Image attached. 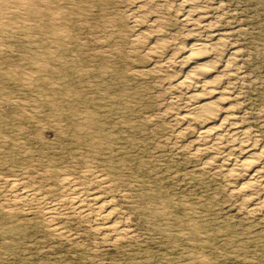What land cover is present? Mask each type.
<instances>
[{
	"label": "rangeland",
	"instance_id": "374dc122",
	"mask_svg": "<svg viewBox=\"0 0 264 264\" xmlns=\"http://www.w3.org/2000/svg\"><path fill=\"white\" fill-rule=\"evenodd\" d=\"M206 61L264 147V0H1L0 264H264V186L226 174L243 142L186 117Z\"/></svg>",
	"mask_w": 264,
	"mask_h": 264
},
{
	"label": "bare ground",
	"instance_id": "6f19581e",
	"mask_svg": "<svg viewBox=\"0 0 264 264\" xmlns=\"http://www.w3.org/2000/svg\"><path fill=\"white\" fill-rule=\"evenodd\" d=\"M0 2H1V0H0ZM187 2L192 7H196L199 3V0H187ZM200 3H201V1H200ZM205 19H204L203 12L201 10H197V8H196L194 11H192V10L189 11V13L184 18V22H186V23L198 22V23H204L205 24ZM4 26L5 25H2L1 28H3ZM195 30H197V29L195 28ZM208 30H210V29H208ZM217 34H219V32ZM146 35H148V34H146ZM223 35H225V34H223ZM146 37L151 38L150 35H148ZM223 38H225V37H223ZM223 38L221 37V35L220 36H214V38H213L215 40L214 43L193 42L189 47L188 55H186L182 60L183 63H189V62H193V61H197V60L206 58L209 54H211L212 51L218 50L221 46H223V44H225L223 41ZM209 41H210V38H209ZM236 55H237V53H236ZM215 66H216V64H215ZM215 66L213 63L207 62V61L204 63H200L198 65H195L186 73L184 78H182V80L180 82H178L179 86L192 89L191 90V92H192L191 97L196 100L195 105L189 110L186 117L195 118V120L199 119L200 121H202L205 124V126L202 127V129L200 131V135L202 137H205L206 139L208 138V145L210 144L212 147H218V146L221 147L222 144L225 143V141L230 137L231 138L236 137L237 139H240L243 142V143L241 142L242 143L241 146L239 145L240 146V148H239L240 157H239V159H236L233 162L231 169L226 172L227 176L229 178H232L233 176L244 177L246 179V181L242 182L244 184L241 185V187H240L241 190H243V189L245 190L246 187L249 188V186H253V185L264 186V177H263L264 176V164H263L262 168L260 167V169L256 168V166H255V164L258 161H261L262 158L264 157V147L262 146V147H260L259 150H256L254 148L256 146V144L254 142H252V143H254L255 146L252 143L246 142V139H248V137H250L249 132L245 129L237 127L239 125H236V126L234 125V121H235L234 117L235 116L233 117V115L229 111L228 104L230 102L228 103V101H230V100H227V98L225 96L226 91L224 92L223 90H220L219 88H217L216 86L219 84V79L217 77L211 76V72L215 68ZM214 118L220 119V122L217 120L219 123L216 125L211 124L212 120ZM222 131H224L226 133L222 134L221 133ZM234 141H236V140H234ZM239 143L240 142H238V144ZM66 177H68V176H66ZM64 179H65V177L62 178L60 182H62V180H64ZM67 179L68 178H66V180ZM66 180H64L63 182H65ZM63 182H62V184H63ZM70 187H72V186H70ZM69 189H71V188H69ZM23 194H25V192ZM26 194H28V193H26ZM74 194H75V192H74ZM77 195H78V193H77ZM77 195H76V198H77ZM33 196H35V193ZM246 196H247V194H246ZM25 198H27V197H25ZM92 200L97 202L96 197H93ZM72 203H73V201H72ZM77 203L79 204V202H77ZM262 204H264V200H263ZM80 206H81V204H80ZM262 206H264V205H262ZM46 208H45V210H46V214L48 215L47 220H48L50 229L56 234H62L63 230H61L60 226L52 223L53 216L56 213V212L54 213L55 208H52V207H49L48 209H46ZM99 211L104 213L105 207L104 208L102 206L99 207ZM103 217L105 219H108L109 215H105ZM54 219H55V217H54ZM124 232H126V231H124Z\"/></svg>",
	"mask_w": 264,
	"mask_h": 264
}]
</instances>
